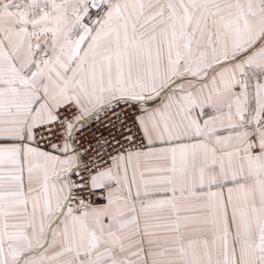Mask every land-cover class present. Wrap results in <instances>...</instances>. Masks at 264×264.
I'll list each match as a JSON object with an SVG mask.
<instances>
[{"label":"snow or ice","instance_id":"snow-or-ice-1","mask_svg":"<svg viewBox=\"0 0 264 264\" xmlns=\"http://www.w3.org/2000/svg\"><path fill=\"white\" fill-rule=\"evenodd\" d=\"M0 264H264V0H0Z\"/></svg>","mask_w":264,"mask_h":264}]
</instances>
